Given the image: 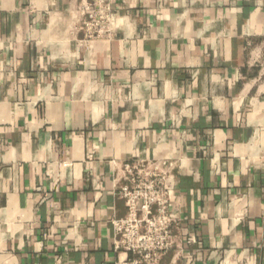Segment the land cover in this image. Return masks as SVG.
<instances>
[{
  "label": "crops",
  "instance_id": "crops-1",
  "mask_svg": "<svg viewBox=\"0 0 264 264\" xmlns=\"http://www.w3.org/2000/svg\"><path fill=\"white\" fill-rule=\"evenodd\" d=\"M0 0V264H117L135 160L171 164L157 264H264V0Z\"/></svg>",
  "mask_w": 264,
  "mask_h": 264
},
{
  "label": "built area",
  "instance_id": "built-area-1",
  "mask_svg": "<svg viewBox=\"0 0 264 264\" xmlns=\"http://www.w3.org/2000/svg\"><path fill=\"white\" fill-rule=\"evenodd\" d=\"M81 31L87 40L110 38L111 0H87L82 7ZM171 164L135 160L123 167L124 184L118 195L127 212L112 222L114 249L126 254L117 264H157L179 245L180 222L170 209L174 178Z\"/></svg>",
  "mask_w": 264,
  "mask_h": 264
}]
</instances>
